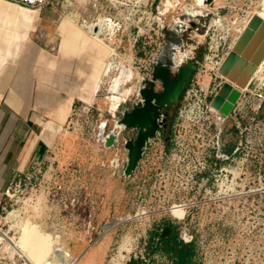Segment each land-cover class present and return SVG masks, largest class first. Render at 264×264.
<instances>
[{"label": "rangeland", "instance_id": "rangeland-1", "mask_svg": "<svg viewBox=\"0 0 264 264\" xmlns=\"http://www.w3.org/2000/svg\"><path fill=\"white\" fill-rule=\"evenodd\" d=\"M181 1V8L194 4V0ZM68 2L70 6L64 7L63 3ZM92 3L90 0H59L55 4L67 10V16L81 14V21L82 18L89 21L96 20L99 14ZM213 3L233 28L239 27L245 18L264 7V0H219ZM74 19H78V16ZM199 19L203 24L209 20ZM185 37L186 34L183 39ZM190 37L194 45L202 41L194 33ZM227 47L228 43L224 54L228 51ZM129 48L130 43L126 42L119 51L121 57L111 59L110 63H123L133 69L136 78L124 86H135L134 95L121 104L115 115L112 114L115 117L111 116L107 98L111 95L112 77L118 71H111L110 80L105 77V67H102L100 72L103 76L99 82L102 89L99 103L95 105L100 112L92 119V128L90 125L80 127L75 131L77 137L59 133L41 169L30 172L34 176L31 184L21 189L14 187V190H18L17 196L11 202L5 199V209L0 210V226L9 236L16 238L20 234L19 225H25L26 221L32 222L40 231L60 241L74 258H79L78 264H131L133 258L142 260L138 264H177L176 258H169L162 253L152 257L147 254L150 232L158 229L162 235L167 227L166 222H169L182 241L177 246L185 245L184 238L188 240L192 236L194 256L191 264H264V185L258 179L257 171L242 177L249 182L245 187L237 188L239 196L213 200L211 198H215L217 189L215 185L208 184L202 188L200 197L203 202L198 203L201 199L195 201L198 196L196 188L192 193H185L175 185L173 179H165L170 170L164 157L174 148L169 131L166 134L161 132L152 142L132 177L126 175L125 167L129 160L126 144L136 139L138 133L135 129L125 130L119 121L139 101V90L146 72L149 71V75L153 76L149 55L155 50L160 49L162 54L167 50L162 49V45H154L147 51L149 55L135 54L131 57L127 54ZM198 51L201 56L204 47ZM224 81H217L215 87L222 86ZM213 88L212 84L211 91ZM161 89L159 83L157 90ZM182 94V99L172 109L171 125L183 106L184 92ZM80 106L77 103L64 129L73 130ZM163 110L166 109L160 111V119L164 117ZM94 126L98 128L93 129ZM103 126L107 133L113 130L118 134L116 144L105 147L99 141ZM228 126L229 123L225 137L229 132ZM173 203L190 205V216L185 221H174L169 212ZM143 210L147 212L144 217L136 216ZM11 211L19 214L16 222L5 219ZM55 234H60V240Z\"/></svg>", "mask_w": 264, "mask_h": 264}, {"label": "built area", "instance_id": "built-area-1", "mask_svg": "<svg viewBox=\"0 0 264 264\" xmlns=\"http://www.w3.org/2000/svg\"><path fill=\"white\" fill-rule=\"evenodd\" d=\"M9 1L30 7H43L54 5L59 0ZM90 1L99 13L98 17L109 18L118 28L114 36L113 58L121 57L119 51L126 42L130 43V51H127L129 56L146 53L149 55L150 48L162 45V49L170 50L174 55L173 65L170 67L172 76L185 64L191 63L195 66L183 91V106L170 127L174 148L166 158L164 157L170 170L166 181L173 179L175 185L185 193H192L196 188L198 196L195 201L201 199L202 188L208 184L215 185L217 189L215 198H211L213 200L239 196L237 188L245 187L249 180L243 178L250 176L254 171H257L256 175L264 185V60L261 70L252 75L245 88L238 89L239 96L227 115L212 106L213 98L221 87V85L215 87V83L224 79L219 74V69L236 41L233 40L234 28L227 24L226 18L215 9L214 1H206V7H196L201 10V13L196 15L182 11V1L177 9L170 8L168 11L165 3L169 0ZM179 11L182 13L175 15ZM201 17L209 20L203 24L199 19ZM192 33L202 41H197L194 45L190 37ZM185 34L186 37L183 39ZM227 43L228 51L224 54ZM201 47H204V51L199 56L198 50ZM177 49L184 52L182 58L176 56L180 51ZM163 54L159 49L149 55L153 76L151 77L147 71L141 87L145 84L150 88L153 82L159 85L160 82L154 77V64ZM212 84L214 92L211 91ZM142 103L140 95L137 105ZM228 123L229 132L225 137ZM41 167L40 164L33 170ZM33 177L31 173L15 176L3 192L0 210L5 209V199L11 202L17 196L18 190H14V187L19 189L27 187ZM200 202H203L202 199L198 201ZM175 205L186 206L182 216L171 211ZM190 209L188 204L173 203L169 212L174 221L179 223L190 216ZM146 214L147 212L143 210L136 216L144 217ZM5 233L0 226V264H26L21 262L18 255L4 250ZM55 237L60 240V234H55ZM184 240L187 241V238ZM66 253L69 258L68 264L80 262L79 258H74L68 250ZM50 260L52 264L57 263L56 256H52Z\"/></svg>", "mask_w": 264, "mask_h": 264}, {"label": "crops", "instance_id": "crops-1", "mask_svg": "<svg viewBox=\"0 0 264 264\" xmlns=\"http://www.w3.org/2000/svg\"><path fill=\"white\" fill-rule=\"evenodd\" d=\"M69 15L59 4L0 0V204L15 176L48 159L60 132L77 137L64 129L77 103H99L114 39L92 33L96 20Z\"/></svg>", "mask_w": 264, "mask_h": 264}, {"label": "water", "instance_id": "water-1", "mask_svg": "<svg viewBox=\"0 0 264 264\" xmlns=\"http://www.w3.org/2000/svg\"><path fill=\"white\" fill-rule=\"evenodd\" d=\"M174 55L170 50L156 60L154 77L162 85L157 90L155 82L150 88L144 84L140 89L143 99L141 106L135 104L132 110L123 114L119 124L125 130H137L136 139L126 144L128 149V164L125 168L127 176L133 175L142 159L143 153L149 148L151 141L161 133L160 111L175 107L183 93L187 80L190 79L195 66L191 63L183 65L176 76H172L170 67L173 65ZM264 59V20L253 15L243 31L240 33L219 69V74L225 79L223 85L213 98L212 106L227 115L233 103L239 96L238 89H244L250 81L257 66ZM164 119V117H163ZM116 142L114 136L108 140L109 145ZM170 227L162 232L164 238H169ZM186 251L184 245L177 247V264H184Z\"/></svg>", "mask_w": 264, "mask_h": 264}, {"label": "bare ground", "instance_id": "bare-ground-1", "mask_svg": "<svg viewBox=\"0 0 264 264\" xmlns=\"http://www.w3.org/2000/svg\"><path fill=\"white\" fill-rule=\"evenodd\" d=\"M206 1L208 0H194V4H192L190 7L184 6L182 9H184L183 11H186L187 13H192L193 15L200 14L201 10L196 9L195 6L206 7ZM218 1L219 0H214L215 3H217ZM180 3L181 0H169L165 3L166 11H168L170 8L177 9ZM252 15H257L264 20V7H262V9L259 11H254ZM251 16L245 18L241 22V25L239 27L234 28L235 35L233 40H236L238 38L240 33L247 25ZM89 27L90 29H92V33L96 32L95 34L97 35V37L103 35L106 36L104 38L111 41L114 39V36L118 30L114 21L102 16H99L96 19V22ZM114 52L115 49L112 48V55ZM183 55L184 52L180 51L176 54V56H178L179 58H182ZM262 62L259 66H257L254 72L255 74L258 72V70H261V68L263 67ZM113 70L118 71V73L116 74V76L112 77V85L110 89L111 95L107 99L109 101V112L115 115L116 112L119 110L121 104L128 101L129 98L132 97L136 92L135 86H124L127 83L132 82L136 78V73L133 71L132 68L125 66L123 63L115 65L114 63H110L106 77H109L110 79L111 71ZM95 105L96 103H91L89 105H81L78 108L76 112V118L73 123L72 131H76L80 127L87 125H90V128H92V119H95V115H98V113L100 112L98 109H96ZM96 128L98 127L94 126L93 129ZM112 136L116 138L117 142L118 134L115 131L111 130V132L107 133L106 127H101L99 141L102 142L105 147H108V140ZM171 211L173 213H176V215L182 216L185 212V206L175 205L171 208ZM18 218L19 214L15 211L9 212L8 215L5 217L6 220L8 219L12 222H16ZM19 233V236L16 238L9 236L8 233H5L4 250L12 251L10 252L11 254H15L18 256L20 255L24 259L26 264H52L53 262L49 260L52 256H56V264L69 263V258L66 253L67 250L63 248L60 241L58 242V240H54L49 234L40 231L36 224L26 221L25 225H19ZM102 247H104V243L102 244Z\"/></svg>", "mask_w": 264, "mask_h": 264}, {"label": "trees", "instance_id": "trees-1", "mask_svg": "<svg viewBox=\"0 0 264 264\" xmlns=\"http://www.w3.org/2000/svg\"><path fill=\"white\" fill-rule=\"evenodd\" d=\"M183 97V94L181 98ZM165 226L171 227V237L170 238H164L161 235V231L158 229L152 230L150 232L149 236V242L147 244V254L148 256L152 257L156 253H162L163 255L175 259V246L173 245V242L176 244L182 243V241L179 239L178 232L174 230L173 225L170 224L169 222H166ZM158 239V240H157ZM193 255V254H192ZM142 262V260H136L132 259L131 264H138ZM147 264V263H143ZM186 264H190L189 262Z\"/></svg>", "mask_w": 264, "mask_h": 264}, {"label": "flooded vegetation", "instance_id": "flooded-vegetation-1", "mask_svg": "<svg viewBox=\"0 0 264 264\" xmlns=\"http://www.w3.org/2000/svg\"><path fill=\"white\" fill-rule=\"evenodd\" d=\"M181 96H182V94H181ZM181 96L179 98V101L182 99ZM163 111H164V119H159V121L161 122V132L163 134H166V133H168L170 131V127H171L172 109L171 110H163ZM111 116H113V115L111 114ZM137 133H138V131H136V134ZM147 150L148 149H146L145 152L143 153L142 158L144 157V155L147 152ZM171 231H172V229L170 227V235H169V238L171 237ZM173 245L175 246V255H176V259H177V248L176 247H178V246H177V244L175 242H173ZM184 250L186 251V259H185V263L184 264H186L188 262L191 264L192 263V260H193V256H194V244L192 243V236L190 237V239H188L185 242Z\"/></svg>", "mask_w": 264, "mask_h": 264}]
</instances>
